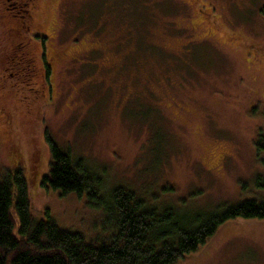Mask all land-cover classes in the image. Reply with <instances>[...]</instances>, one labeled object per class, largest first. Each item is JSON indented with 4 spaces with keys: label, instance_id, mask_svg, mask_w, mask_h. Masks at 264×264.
<instances>
[{
    "label": "rangeland",
    "instance_id": "rangeland-1",
    "mask_svg": "<svg viewBox=\"0 0 264 264\" xmlns=\"http://www.w3.org/2000/svg\"><path fill=\"white\" fill-rule=\"evenodd\" d=\"M45 1L44 22L63 9L57 44L80 57L56 67L54 101L29 103L36 77L0 97V164L23 168L36 219L109 239L88 196L41 185L47 134L108 191L127 186L161 207L264 201V0ZM175 264H264V218L229 220Z\"/></svg>",
    "mask_w": 264,
    "mask_h": 264
},
{
    "label": "trees",
    "instance_id": "trees-1",
    "mask_svg": "<svg viewBox=\"0 0 264 264\" xmlns=\"http://www.w3.org/2000/svg\"><path fill=\"white\" fill-rule=\"evenodd\" d=\"M264 15V5L262 6ZM51 168L41 185L62 195L88 196L87 205L103 212L108 240L92 241L83 233L62 228L47 213L34 217L30 185L21 166L4 172L0 164V264H175L197 252L229 220L264 218V201L237 205L157 206L127 186L109 191L103 173L89 167L46 136ZM264 151V136L257 153ZM170 193L172 186H162Z\"/></svg>",
    "mask_w": 264,
    "mask_h": 264
},
{
    "label": "flooded vegetation",
    "instance_id": "flooded-vegetation-1",
    "mask_svg": "<svg viewBox=\"0 0 264 264\" xmlns=\"http://www.w3.org/2000/svg\"><path fill=\"white\" fill-rule=\"evenodd\" d=\"M42 1L0 0V97L2 91L8 90L9 81L20 87L29 85L26 82L36 77L42 88L31 87L34 97L29 103H33V98L35 101L44 99L47 103L54 101L56 67L73 64L80 57H76L73 43H66L63 47L57 44L61 31L57 13H62L63 9L55 11L56 18L49 24L44 22L47 7L42 8L47 1ZM48 24L51 29L46 28ZM20 102L26 103L24 100Z\"/></svg>",
    "mask_w": 264,
    "mask_h": 264
},
{
    "label": "bare ground",
    "instance_id": "bare-ground-1",
    "mask_svg": "<svg viewBox=\"0 0 264 264\" xmlns=\"http://www.w3.org/2000/svg\"><path fill=\"white\" fill-rule=\"evenodd\" d=\"M143 197V196H142Z\"/></svg>",
    "mask_w": 264,
    "mask_h": 264
}]
</instances>
